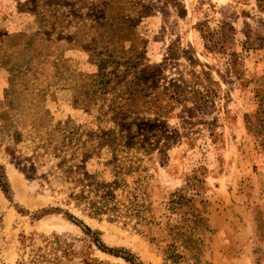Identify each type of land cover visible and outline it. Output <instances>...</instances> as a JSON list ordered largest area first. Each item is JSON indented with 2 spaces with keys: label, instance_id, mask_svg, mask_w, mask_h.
Segmentation results:
<instances>
[{
  "label": "rangeland",
  "instance_id": "1",
  "mask_svg": "<svg viewBox=\"0 0 264 264\" xmlns=\"http://www.w3.org/2000/svg\"><path fill=\"white\" fill-rule=\"evenodd\" d=\"M85 175L137 215L93 214ZM0 180V264H82L34 261L55 234L110 264H264V0H0ZM178 192L205 226L173 260Z\"/></svg>",
  "mask_w": 264,
  "mask_h": 264
},
{
  "label": "trees",
  "instance_id": "2",
  "mask_svg": "<svg viewBox=\"0 0 264 264\" xmlns=\"http://www.w3.org/2000/svg\"><path fill=\"white\" fill-rule=\"evenodd\" d=\"M175 89V90H174ZM167 90H174V94H179L181 88L179 85L171 84V87H167ZM167 91V92H168ZM142 129L141 132H134V136L131 139H137L136 141L141 144V146H145L149 139V130ZM129 131V130H126ZM130 135L132 132H129ZM127 136L122 133V136L118 139L119 141H124ZM132 142V143H137ZM126 143H128L126 141ZM120 144V143H119ZM85 146V144H84ZM86 151L82 154L83 159L86 160L89 158L88 152ZM35 170V166L31 164L29 167V171L33 172ZM72 172V171H71ZM0 182H2L0 180ZM84 186L88 189V193L82 191L80 194L72 195L77 201L84 203L93 214H101L103 212H110V214L114 215L116 218L119 217H131L137 215L138 213V203L131 202L129 205L122 204L119 200L116 199L111 186H104L102 184H98L95 180L90 179L85 175L82 179ZM191 200H188L186 195L183 192H178L173 195L172 200H170V209L173 214L171 217L172 222L170 223L171 232L174 233V238L176 240L173 241V244L170 245L168 249V258L177 260V257H180L179 254H175L174 250L171 248L175 247L176 241L181 240L183 247L192 251H195V255H197V251L199 250L200 240L193 237V235L202 230L205 226V217L202 214V211L194 208L192 210V205L190 204ZM192 210V211H191ZM186 223H191L189 229L183 231V225ZM84 231L87 235L91 237V242L94 243L98 248L103 251H111V249L107 248L96 232L92 231L89 227L84 226ZM91 245L84 242V240L79 238H70L67 235H59L55 234L52 237L46 240V248L50 250L53 258H47L45 252L40 255L34 257V261H53V262H71L76 259H79L82 264H110L106 261H100L99 259L92 257ZM44 250V249H42ZM115 256H122L117 252L114 253ZM123 257V256H122ZM126 260H131L129 256L124 257ZM23 264V263H20ZM137 264V263H134Z\"/></svg>",
  "mask_w": 264,
  "mask_h": 264
}]
</instances>
